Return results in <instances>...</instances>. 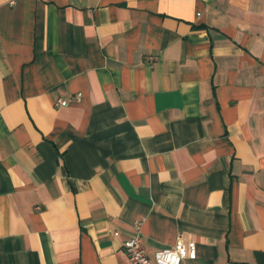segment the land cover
Returning <instances> with one entry per match:
<instances>
[{"label":"crops","instance_id":"crops-1","mask_svg":"<svg viewBox=\"0 0 264 264\" xmlns=\"http://www.w3.org/2000/svg\"><path fill=\"white\" fill-rule=\"evenodd\" d=\"M136 219L264 264V0H0V264H127Z\"/></svg>","mask_w":264,"mask_h":264},{"label":"built area","instance_id":"built-area-1","mask_svg":"<svg viewBox=\"0 0 264 264\" xmlns=\"http://www.w3.org/2000/svg\"><path fill=\"white\" fill-rule=\"evenodd\" d=\"M13 5V1L9 2ZM79 93L74 95V100H78ZM68 100L57 98L53 106H65ZM141 224L142 219H136L132 222L133 234L129 236L122 245L127 264H180L185 258L195 256V245L193 241H183L176 239L171 246L162 247L157 250L150 258L145 254L141 243Z\"/></svg>","mask_w":264,"mask_h":264}]
</instances>
